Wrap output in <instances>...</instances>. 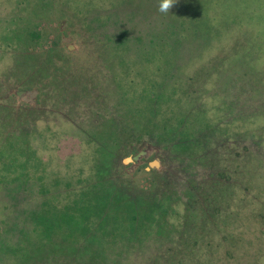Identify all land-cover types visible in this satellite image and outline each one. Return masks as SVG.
<instances>
[{
  "label": "rangeland",
  "instance_id": "rangeland-1",
  "mask_svg": "<svg viewBox=\"0 0 264 264\" xmlns=\"http://www.w3.org/2000/svg\"><path fill=\"white\" fill-rule=\"evenodd\" d=\"M159 6L160 0H0V264H131L136 250L161 248V234L177 226L173 201H161L160 223L159 212L146 207L152 199L125 201L118 188L120 181L151 186L164 170L156 142L166 146L172 181L191 176L189 167L226 145L222 140L262 143L264 0H174L167 14ZM87 20L102 27L98 37L88 38ZM52 43L88 84L79 94L74 77L45 103L18 82L35 73L29 50L45 59ZM64 71L60 83L71 76ZM19 108L29 111L21 117L13 111ZM118 158L116 185L110 175ZM220 160L213 158L215 165ZM254 166L235 169L264 219V165L261 183ZM241 234L240 247L232 255L222 251L215 264H264L262 222ZM110 235L120 250L106 244Z\"/></svg>",
  "mask_w": 264,
  "mask_h": 264
},
{
  "label": "trees",
  "instance_id": "trees-1",
  "mask_svg": "<svg viewBox=\"0 0 264 264\" xmlns=\"http://www.w3.org/2000/svg\"><path fill=\"white\" fill-rule=\"evenodd\" d=\"M86 23H88L86 32H88V36L90 35L88 38L91 36L92 38L98 37V30L102 29V27L98 28L95 20L91 21V23L87 20ZM118 42L116 41V44ZM99 43L102 42L100 41ZM61 48L60 43L55 45L52 43L45 53V59H41L35 52L29 50V53L32 54L30 59L33 61L30 68L35 73H32L33 75H31L28 82H18L21 85L27 84L22 87L24 89L37 90L40 94V101L44 96L45 99L42 101L45 103L49 100H54L55 95L60 90V85H62L61 89L67 85L71 87L72 84L68 80H72L75 77L72 74L73 71H76L75 63L68 58L66 52ZM58 63L61 64V67H58ZM64 70H67V73H70L69 75L71 76L65 77L60 83L58 79L59 72L65 73ZM43 78H46V80H43ZM75 83L80 85L79 87L77 86L79 94L86 90L88 82L75 77L72 87H76ZM79 94L75 93L74 97L78 98L81 96ZM67 98H71L68 93H66ZM40 101L39 103H41ZM77 101L75 100L76 103ZM261 104H264V102ZM68 109L71 112L75 110L74 107ZM53 110L60 112L59 108ZM13 111L20 113L22 117L29 109L19 108ZM37 111L39 109L36 111L32 110L30 114ZM258 116L263 117V115ZM99 123L98 121L94 122L95 125H99ZM226 140L221 142L223 144L226 143V145L220 144L215 153L210 154L207 152L206 155L200 157V160H197L195 167H189V169L193 168L191 176L186 177L183 174L182 178L180 176L173 178L174 181L167 177L168 172H170V163L165 151L166 146L161 142H156L155 145L160 149V155L163 159L164 170L156 172L157 174L150 178L147 184L151 183V186H147V188H133L131 184H125V182L116 178L120 163L118 158L116 167L111 172L110 179L112 176L111 181L113 180L112 182L116 185H118L116 181H120L121 185H118V188L125 193V197H123L125 201L134 200L135 196H140V194L142 195L141 198L152 199L153 202L145 204L147 208L151 207L152 210L159 212V215H161L160 223L164 220V206L161 201L165 200L168 204L173 201L174 209L180 210L173 209L175 217L178 218L174 222L177 226L173 224L175 230L171 234L167 236L163 233L161 234L162 238L165 239L162 247L152 246V248L149 247V250L141 247L136 250L135 259L131 260V264H139L140 262L169 264L163 263L165 261L170 262V264H200L202 260L204 261V258L212 260V264H215L220 255L223 254L222 251L225 252V255H232V250L230 249L240 247L242 244V229L249 228L257 221L262 222L264 225V219L260 215H256L255 203L250 200L253 192L252 187L238 180L239 170L235 169V165L239 163H254L257 165L254 168L259 169L256 170L257 181L261 183L263 174L260 168L264 165V139H261L262 143H260V139L246 142L244 140H232L233 143L231 144L228 139ZM214 157H219L221 162L215 165ZM29 161L36 162L32 157L29 158ZM222 163L224 164L223 166ZM258 173L261 176L260 180H258ZM155 199H158L156 205L154 203ZM135 212H138V210ZM186 216L190 217L189 224H187L186 220H183V217L185 219ZM186 225L189 227L188 232L184 230ZM198 227L200 232H195ZM115 239V236L110 235L108 239L104 238V241H108L106 244L114 241L110 245L116 246L120 250V243ZM84 241L87 242V239ZM167 257L169 260H166Z\"/></svg>",
  "mask_w": 264,
  "mask_h": 264
},
{
  "label": "clouds",
  "instance_id": "clouds-1",
  "mask_svg": "<svg viewBox=\"0 0 264 264\" xmlns=\"http://www.w3.org/2000/svg\"><path fill=\"white\" fill-rule=\"evenodd\" d=\"M174 5V0H160L159 11L167 14Z\"/></svg>",
  "mask_w": 264,
  "mask_h": 264
}]
</instances>
